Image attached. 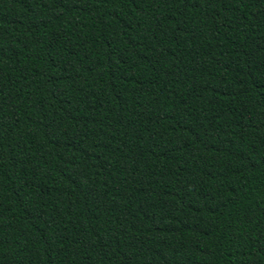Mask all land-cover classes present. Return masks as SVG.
<instances>
[{"label": "trees", "instance_id": "16d2710c", "mask_svg": "<svg viewBox=\"0 0 264 264\" xmlns=\"http://www.w3.org/2000/svg\"><path fill=\"white\" fill-rule=\"evenodd\" d=\"M0 264H264V0H0Z\"/></svg>", "mask_w": 264, "mask_h": 264}]
</instances>
